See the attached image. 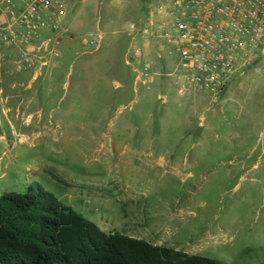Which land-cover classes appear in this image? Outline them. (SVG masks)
<instances>
[{
  "label": "rangeland",
  "instance_id": "rangeland-1",
  "mask_svg": "<svg viewBox=\"0 0 264 264\" xmlns=\"http://www.w3.org/2000/svg\"><path fill=\"white\" fill-rule=\"evenodd\" d=\"M153 8L71 0L63 60L42 52L28 71L0 44V197L41 189L106 234L264 264V51L225 91H201L158 33L144 40Z\"/></svg>",
  "mask_w": 264,
  "mask_h": 264
},
{
  "label": "built area",
  "instance_id": "built-area-1",
  "mask_svg": "<svg viewBox=\"0 0 264 264\" xmlns=\"http://www.w3.org/2000/svg\"><path fill=\"white\" fill-rule=\"evenodd\" d=\"M70 9L71 0H0V44L20 51L19 72L32 68L42 52L63 60L57 47ZM148 23L144 40L158 33L173 49L183 82L204 92L225 91L264 51V0H154ZM93 46L86 41L81 48ZM139 57L130 50L127 58ZM135 72L139 84L151 76L149 67ZM168 85L177 86L173 80Z\"/></svg>",
  "mask_w": 264,
  "mask_h": 264
},
{
  "label": "trees",
  "instance_id": "trees-1",
  "mask_svg": "<svg viewBox=\"0 0 264 264\" xmlns=\"http://www.w3.org/2000/svg\"><path fill=\"white\" fill-rule=\"evenodd\" d=\"M0 264H224L106 234L41 189L0 197Z\"/></svg>",
  "mask_w": 264,
  "mask_h": 264
}]
</instances>
